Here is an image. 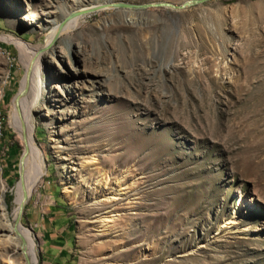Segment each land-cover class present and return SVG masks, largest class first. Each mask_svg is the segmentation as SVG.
Segmentation results:
<instances>
[{"label": "rangeland", "instance_id": "374dc122", "mask_svg": "<svg viewBox=\"0 0 264 264\" xmlns=\"http://www.w3.org/2000/svg\"><path fill=\"white\" fill-rule=\"evenodd\" d=\"M186 1L0 0V35L38 53L80 8ZM44 54L28 102L46 175L17 218L35 264H264V0L86 13ZM24 72L0 40L9 211ZM55 138L82 178L60 176Z\"/></svg>", "mask_w": 264, "mask_h": 264}, {"label": "bare ground", "instance_id": "6f19581e", "mask_svg": "<svg viewBox=\"0 0 264 264\" xmlns=\"http://www.w3.org/2000/svg\"><path fill=\"white\" fill-rule=\"evenodd\" d=\"M110 4L111 3L103 4L104 8L100 10L97 9L95 12L110 9ZM98 6L100 5H95L86 9L80 8L76 12L68 15L64 21H62L63 25L61 28L58 29V26H55L52 29L47 37L43 49L38 53H33L26 49L12 37L0 35V40L10 42L16 47L20 53L22 66L25 70L24 81L23 79L21 81L23 84L16 95L18 96L16 104L13 99V117L10 123L16 133L18 142L24 149L22 154L23 162L21 165V177L12 188L13 198L11 211L8 210L4 198L7 186L3 180H1L0 176V255L3 259H6V263L3 264H35L36 260V253L32 250V245L34 244L31 236L23 228H21L17 218L30 193L37 188L39 182L46 175V167H44L42 152L36 145L32 135L33 124L31 120V114L34 109L33 103L35 99H37L33 94L35 87L34 81L39 77L41 57L45 55L44 53L52 41L58 39L63 33H66L70 29L74 28L77 25L78 20L83 18L86 13H95L89 10L98 8ZM26 73H29L27 79L25 77ZM77 83L78 81H74V83L71 84L73 92L79 90L77 88L79 84ZM29 95L33 96V103L28 102ZM52 142L51 149L56 155L60 176L66 181H70L74 176L71 172H75V176L82 178L81 170L83 166L81 160L77 157H72L68 149L62 145L61 140L55 138L52 139ZM63 193L68 194L70 191L65 188ZM18 260L21 262L18 263Z\"/></svg>", "mask_w": 264, "mask_h": 264}, {"label": "water", "instance_id": "95a60500", "mask_svg": "<svg viewBox=\"0 0 264 264\" xmlns=\"http://www.w3.org/2000/svg\"><path fill=\"white\" fill-rule=\"evenodd\" d=\"M207 0H190L182 3L181 5L174 6L170 3L167 2H156V3H146V4H129V3H111L109 8L110 9H123L127 11H132V12H139V11H145L146 9L150 8H164V9H170L174 11H181L185 8H188L193 5H198ZM104 8L103 5L98 6V8L89 10L91 12H95L97 9L100 10ZM63 25V22L58 25V29L61 28ZM29 73L25 74L26 79L28 78ZM18 96L14 98L15 104L17 101ZM21 177V168H20V160H19V179Z\"/></svg>", "mask_w": 264, "mask_h": 264}]
</instances>
